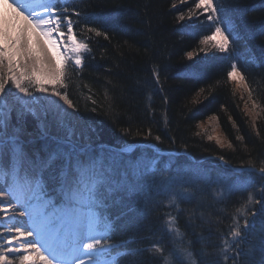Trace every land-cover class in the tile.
<instances>
[{"label": "trees", "instance_id": "obj_1", "mask_svg": "<svg viewBox=\"0 0 264 264\" xmlns=\"http://www.w3.org/2000/svg\"><path fill=\"white\" fill-rule=\"evenodd\" d=\"M222 2L225 23L231 22L233 36L238 38L228 53L209 51L205 55L199 52L203 47L199 40L214 25L204 16L193 21L187 17L184 21L178 20L179 13L184 12L186 16L191 3L63 0L62 6L69 9L73 19L76 12L92 14L86 25L81 23L76 27L80 39L90 36L91 54L82 71L69 69L66 82L69 98L85 125V140L116 149L125 142L134 144L132 159L159 157L161 167L171 166L170 170L158 174L155 184L160 183L163 175L171 178L174 187L187 188L191 193L189 199L180 203L179 213L165 207L169 192L152 195L147 202L140 203H136L135 197L121 194L119 202L109 209L115 228L110 242L131 241L118 248L129 253L119 258V264H176L171 254L179 248L189 249L196 264H225L220 255L221 238L228 235L234 215L243 225L244 218L237 208L243 209L252 189L234 191L221 200L215 196L219 189L212 181L227 175L237 183L254 182L257 190L264 184V178L248 171L249 162L256 169L264 162V0ZM174 3L177 7H173ZM88 28L105 33L108 39L89 33ZM188 52L194 55L190 58ZM233 63L245 76L252 101L258 107L259 118L254 123L247 119L240 96L227 77ZM212 117H216L232 148L217 147L200 133V124ZM22 118L28 134H40L38 127L30 128V114ZM13 126L21 125L13 121ZM123 129H128L130 134L122 135ZM156 136L161 140L157 141ZM174 149L188 153L186 156L194 160L223 157L229 166L219 168L210 162V171L202 172L201 165L181 160L183 166L176 168L174 162L160 160L162 152L175 153ZM61 162L58 159L44 173L51 194L55 187L52 177ZM150 179L144 176L139 182L143 184ZM256 195L261 203L249 206L246 215L251 219L252 211L258 214L239 246L242 255L235 264H264V246L260 244L264 233V198L259 191ZM169 212L177 217L181 238L175 234L169 236L165 231ZM157 243L163 249L162 255L153 250ZM253 245L256 252L250 262L243 253ZM233 254L230 250L229 255ZM227 264L234 261L229 259Z\"/></svg>", "mask_w": 264, "mask_h": 264}, {"label": "snow or ice", "instance_id": "obj_2", "mask_svg": "<svg viewBox=\"0 0 264 264\" xmlns=\"http://www.w3.org/2000/svg\"><path fill=\"white\" fill-rule=\"evenodd\" d=\"M178 3L192 4L187 8L186 16L184 12L178 14L179 21H184L186 17L189 21L199 20L204 16L214 25L210 33L202 35L199 40L203 46L199 52L205 55L209 51L229 52L238 35L233 36L230 21L225 23L222 0H178ZM62 4L63 0H0V182H6V192L0 191V197L12 195L24 209L21 215L28 217L26 223L17 222L14 217L7 218L5 209L6 218L13 223H0V227H13L16 234L8 236L6 232L0 233V241L6 238L7 245L15 242L18 246L0 244V264H119V258L129 253L113 254L112 250L131 241L110 242L115 228L109 209L119 202L121 194L135 197L136 203H140L141 200L147 202L152 195L169 192L165 207L175 209L177 213L180 203L191 196L187 188L174 187L170 177L160 175V183L155 184L158 174L170 170L171 166L161 167L159 157L137 156L132 159L134 144L125 142L114 152L99 146L97 152L73 139L72 117L77 108L69 98L66 82L69 69L77 73L82 71L91 54L90 36L80 39L76 27L81 23L86 25L92 14L76 12V19H73L68 14L69 9ZM173 7L177 4L174 3ZM4 8L10 9L12 15L5 16ZM87 31L108 39L105 33L95 28H88ZM187 55L191 58L194 54L188 52ZM227 77L236 81L238 87L245 81L236 63L231 65ZM51 97H58L59 100H52ZM59 101H63L67 108ZM252 107L255 109L257 105L254 103ZM92 111L95 112V108ZM13 112L18 119L30 114L46 120L51 115L57 128L64 132L62 138H57V148L43 159L27 157L17 134L5 138ZM44 131H47V125H44ZM129 134L128 129L122 130V135ZM148 135H151L150 131ZM155 139L160 141L161 137L156 136ZM207 139L215 140L221 148L225 146V142L218 137L208 135ZM6 146L7 162L4 159ZM227 146L233 147L231 143ZM126 156L129 159H125ZM58 159L64 163L52 177L55 182L52 195L44 173ZM220 159L223 162L224 158ZM248 171L264 178V162L259 169L249 162ZM144 176L151 179L141 184L139 178ZM212 183L219 189L215 196L221 200L227 199L234 191L252 189L243 209L237 208L240 217L244 218L243 225L234 215L228 235L221 238L222 259L225 264L229 259L235 264L241 255L239 246L258 214L252 211L249 219L246 213L249 206L261 203L256 192L259 191L260 197L264 198V184L257 190L254 182L237 183L227 175L216 177ZM0 203L4 202L0 200ZM176 220L177 217L169 212L165 231L169 236L175 234L181 238ZM260 244L264 246V233L260 236ZM153 250L163 254L158 243L153 245ZM230 250L233 255H229ZM255 252L256 246L253 245L243 254L251 262ZM10 255L13 258L10 259ZM171 255L176 264H196L189 249L179 248Z\"/></svg>", "mask_w": 264, "mask_h": 264}, {"label": "rangeland", "instance_id": "obj_3", "mask_svg": "<svg viewBox=\"0 0 264 264\" xmlns=\"http://www.w3.org/2000/svg\"><path fill=\"white\" fill-rule=\"evenodd\" d=\"M230 82L232 83L233 88L236 91V93L240 96L241 104L243 106V109H244V112H245L247 119L250 121V123H254L259 118V112H258V107H256L255 109H253V107H252L254 102L252 101L248 87H245L246 82L244 81L239 87L237 86L236 81L230 80ZM13 91H14V89H13ZM37 95H42V94L37 93ZM51 99L52 100H59L58 97H51ZM59 103L64 108H67V105L63 104V101H59ZM68 111L72 112L73 110L68 109ZM31 116L32 115H30V118H31ZM31 119H32V122L30 124V128H34V126H36L40 130V134L37 136H33V135H30L27 133L26 127L22 126V125H24L23 118L20 117L18 119L16 112L12 113L11 119H10L8 127L6 129L8 131V133H10V134L11 133L17 134L18 142L20 145H22L23 151L27 149V146L32 148L33 145L35 144V142L38 143V139L41 137H53V138L57 139V138H62L64 136V132L57 128V126L53 120V117L51 115H49L46 120L37 119V118H34L33 116ZM13 121L16 125H19V126L21 125V126L20 127L13 126ZM32 125H33V127H32ZM44 125H47V131L46 132L44 131ZM72 125H73L74 132H75V136L73 137V139L76 140L78 144L89 143L88 140H85V138L83 136L84 131H85V125L82 123V121L78 117L77 113L72 117ZM199 131L201 134L204 135V137L206 138V140L208 142H211L215 146L220 147L219 145L216 144L215 140L209 141L207 139L208 135H212L214 137L220 138L222 140V142H225V146L223 148L228 147L227 144L229 142L226 139V136L223 134L221 128L219 127L216 119L213 120L211 118V119L206 120L202 124H200ZM23 145H25V147H23ZM5 188H6V184H3V185L0 184V190H3V189L5 190ZM1 211H2V209H1V205H0V223H4L3 221L6 218V216L3 217ZM21 217H22V220L19 222L26 223V222H24V219H28V217H26V216H21ZM242 222H244V219L242 220ZM0 228L2 230L0 233H3V232L7 233L9 230V227H7V228L0 227ZM3 229H4V231H3ZM0 244H3L4 246H9V247H16L14 245H7L6 238H5V240L0 241ZM9 258L11 259L13 257L10 255Z\"/></svg>", "mask_w": 264, "mask_h": 264}, {"label": "bare ground", "instance_id": "obj_4", "mask_svg": "<svg viewBox=\"0 0 264 264\" xmlns=\"http://www.w3.org/2000/svg\"><path fill=\"white\" fill-rule=\"evenodd\" d=\"M3 12H4L5 16L12 15L10 9L4 8ZM9 135H12V133L10 134L6 130V137L5 138L7 139V136H9ZM41 138H43L45 142L47 140V144L43 143L44 144L43 145V144L35 142V145L37 147L36 150H32L29 146H27V149L24 150V152L27 153L29 155L28 157L31 158L32 160H35L37 157L43 159V158L46 157V154L51 153L52 151H54L57 148V139L56 138H53V137H41ZM88 142L89 143H82V144H79V145H87L90 149H96L97 152L99 151V146H104V147L108 148L110 151H113V152L116 149L114 146H109V145H104V144L96 145V144H92L90 141H88ZM23 147H25V145H23ZM173 151H175V153H173V152H162V156H161L160 160H162L163 162H166V163L174 162L175 164H177L176 168L183 166L184 162L181 161V159L179 157L180 156H186V155H189V154L188 153H183L182 151H176V149H174ZM214 157L215 158H219L217 156H214ZM4 159H5V162H7V160H8V148H7V146L5 148V157H4ZM59 160L63 161L61 159H59ZM222 164H223L224 167H226V162L225 161H223ZM219 168H220V166H219ZM170 169H171V167H170ZM233 170H236V169L233 168ZM0 183H2V182H0ZM5 192H6V188H5ZM5 197L8 198V199H11L12 195L5 194ZM0 205H1V203H0ZM7 205H9V206L11 205L10 206L11 208H9V210L7 211V214L15 215V214L19 213L20 210L13 208L12 204L7 202ZM1 209H2V205H1ZM1 213H2V215L4 217V213L2 211H1ZM16 219H17V222L22 220L21 216H17ZM16 219H15V221H16ZM3 222L7 223L9 225H11L13 223V221L11 219H5ZM1 231L2 230L0 228V232ZM3 231H4V229H3ZM8 232H7L8 236H12V235L16 234L15 233V229L13 227H10V226H9ZM12 245H14L16 247L18 246L15 242H13ZM117 252H121V251L118 248H114L112 250L113 254H115ZM241 255H242V253H241ZM123 257H124V255L121 256V258H123Z\"/></svg>", "mask_w": 264, "mask_h": 264}]
</instances>
